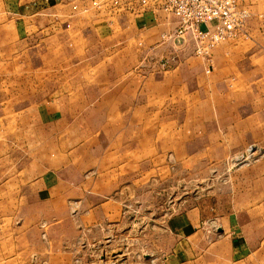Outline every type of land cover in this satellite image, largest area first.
Masks as SVG:
<instances>
[{
  "label": "crops",
  "instance_id": "crops-1",
  "mask_svg": "<svg viewBox=\"0 0 264 264\" xmlns=\"http://www.w3.org/2000/svg\"><path fill=\"white\" fill-rule=\"evenodd\" d=\"M9 1L0 31L16 33L15 53L0 60L8 64L0 71V112L32 115L22 122L24 136H9L0 148V264H76L88 239L99 243L110 236L103 226L122 221V195L144 176L145 160L155 173L161 161H220L264 146V0H246L243 33L212 48L207 72L194 54L160 67L163 45L145 48L173 18L110 0H60V25L39 29L48 33L45 56L19 57L34 29L4 18L18 15ZM249 169L247 192L235 191L220 214L223 228H237L241 210L264 208V158ZM12 192L23 193L18 203H1V193ZM184 208L166 218L168 248L153 251L169 261L185 251L184 263L169 264H189L193 237L207 236L201 225L211 218L200 217V204Z\"/></svg>",
  "mask_w": 264,
  "mask_h": 264
},
{
  "label": "rangeland",
  "instance_id": "rangeland-1",
  "mask_svg": "<svg viewBox=\"0 0 264 264\" xmlns=\"http://www.w3.org/2000/svg\"><path fill=\"white\" fill-rule=\"evenodd\" d=\"M2 2L6 3L4 5L8 9L13 6L10 5L9 0H0V10H2ZM13 2L16 3L18 15L4 18L12 23H17L18 26H21L20 28L34 29L33 32L26 33L28 39L25 38V40H27L28 48L25 51L26 45H20L18 56H30L34 59L44 57L42 37L48 33L40 32L39 29L45 25H60V0H16ZM246 2L247 6L252 3ZM71 4L70 6L75 7ZM67 18L72 17L68 16ZM98 19V21H102L103 17H98ZM30 25H36L37 28ZM164 26L166 27L158 32L157 40L153 43L149 42L145 51L152 50V45L157 43L162 44L163 46H161L164 48L156 51L161 56H175L180 53L192 55L189 40L174 38L164 41L160 38L159 33L171 29L172 22H167ZM3 29L0 31V60L14 58L13 54L15 53V46L12 42L16 33L11 32L9 26ZM59 32L55 34L59 35ZM129 34L133 33L130 31ZM16 40L18 41V38ZM25 40L20 43H24ZM139 40L142 42L141 38ZM11 44L12 46H10ZM0 71L7 72L8 64L0 61ZM30 115L32 113L0 112L1 151H4L7 146L6 142H8L9 136L17 135L18 138L24 136L25 129L22 122ZM10 120L16 121L17 127L8 124ZM16 146L20 147L19 144ZM260 157L264 158V146L254 144L245 146L231 159L161 161V165L164 167L155 173L152 172L153 161L145 160L143 162L144 176L139 177L138 182L129 186L122 195V203H124L120 211L122 221L116 225L103 226V228L108 227L111 230L104 229L101 230V233H108L110 236H99L98 238H103L99 243L96 244L95 241L88 239L81 257L79 256L75 263L150 264L152 262L159 263L163 257L166 258L164 262H161L163 264H169L175 260L178 263H184L185 251H180L171 261L165 255L154 256L153 251L158 247L168 248V238L164 236L166 218L185 211L186 203H199L200 217H210L211 219H206L201 225L207 236L193 237L192 248H187L189 249L187 254L189 264H264V208H258L256 211L251 210L252 208L241 210L238 216L239 223L235 229L233 227L223 228L219 222L221 221L220 214L229 210L228 205L233 193L235 191L237 194L239 191L240 193L247 192L246 182L250 171L252 172L249 165ZM246 168L248 169L246 170ZM234 169L242 171L233 174ZM245 179L246 182L243 183L242 180ZM261 183L264 184V181H260ZM5 195L6 193H1V203H18L23 193L12 192ZM66 210L69 215L73 213L69 208ZM247 245L251 247L248 248ZM255 248L256 255L252 252L248 253L249 249L252 251Z\"/></svg>",
  "mask_w": 264,
  "mask_h": 264
},
{
  "label": "built area",
  "instance_id": "built-area-1",
  "mask_svg": "<svg viewBox=\"0 0 264 264\" xmlns=\"http://www.w3.org/2000/svg\"><path fill=\"white\" fill-rule=\"evenodd\" d=\"M110 3L123 5L133 13L149 10L153 19L157 11L164 15V20L173 18V27L161 31L160 38L189 40L191 52L202 59L206 72L212 67V48L242 34L249 16L246 0H110ZM173 59L174 55L161 56L160 67L171 66Z\"/></svg>",
  "mask_w": 264,
  "mask_h": 264
}]
</instances>
